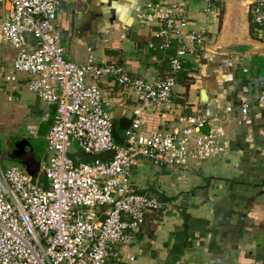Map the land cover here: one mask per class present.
I'll return each instance as SVG.
<instances>
[{
    "label": "crops",
    "instance_id": "0c3cea01",
    "mask_svg": "<svg viewBox=\"0 0 264 264\" xmlns=\"http://www.w3.org/2000/svg\"><path fill=\"white\" fill-rule=\"evenodd\" d=\"M166 1L180 6L188 30L206 33L207 44L200 56L183 62L167 116L161 119L155 109L150 117L156 129L167 131L181 115L193 111L211 117L231 107L225 124L228 148L219 158L192 164L187 173L137 159L132 184L157 196L162 209L146 215L144 225L129 232L128 243L116 248L107 264H264V30L253 23L251 13L258 0H216L214 15L206 13L205 0H60L58 23L66 59L76 65L90 59L99 66L124 65L134 78L164 79L177 45L150 49V44H160L155 38L159 28L141 23L139 16L148 2ZM4 13L0 10V21ZM25 38L26 49L35 51L33 35ZM17 53L0 43V127L19 142L42 139L47 144L56 107L29 92L25 76L13 84L3 81ZM88 83L102 90L114 140L123 146L138 103L111 78L89 77ZM244 105L249 106L247 115L241 111ZM75 150L72 155H83ZM50 158L47 146L41 167ZM23 164L8 168L27 174ZM0 167L8 169L1 160ZM38 176L42 178L41 168Z\"/></svg>",
    "mask_w": 264,
    "mask_h": 264
},
{
    "label": "built area",
    "instance_id": "2783aa9c",
    "mask_svg": "<svg viewBox=\"0 0 264 264\" xmlns=\"http://www.w3.org/2000/svg\"><path fill=\"white\" fill-rule=\"evenodd\" d=\"M205 1L206 13L216 14V0ZM59 3L0 0L5 12L0 43L18 50L3 81L13 84L25 76L29 92L56 107L47 137L51 158L41 167L42 181L33 182L17 167H0V264H107L115 249L128 243L129 232L139 230L146 215L162 209L157 196L133 186L137 159L187 173L192 164L219 158L228 148L225 124L233 114L231 107L211 117L193 111L181 115L167 131L156 129L150 117L155 109L161 119L167 116L183 62L200 56L207 44L204 31L188 30L178 4L148 2L139 16L141 23L159 28L155 38L160 44H150V49L177 45L166 77L149 81L134 78L124 65L99 66L93 59L85 65L69 62L58 23ZM251 13L253 23L264 30V0L254 3ZM27 33L37 42L35 51L26 49ZM89 77L111 78L138 103L123 146L114 140L103 92L88 83ZM241 111L247 115L249 106ZM74 144L85 156L109 157L81 162L71 156Z\"/></svg>",
    "mask_w": 264,
    "mask_h": 264
},
{
    "label": "rangeland",
    "instance_id": "374dc122",
    "mask_svg": "<svg viewBox=\"0 0 264 264\" xmlns=\"http://www.w3.org/2000/svg\"><path fill=\"white\" fill-rule=\"evenodd\" d=\"M33 114V113H32ZM29 115L26 117V121H28L29 119ZM5 128L0 127V160H1V164L3 166L4 169L13 166V165H17L19 166L20 164L24 163V158L20 157L24 154V148L22 147V141H17L15 139V137H13L12 135H7V132H4ZM43 143V141H42ZM74 149H77V146L74 145L72 150L74 151ZM75 150V151H76ZM15 156V158H14ZM72 157L78 159L81 162H91L93 161V159H91L90 157H86L81 155L80 153L77 155H71ZM21 166V165H20ZM30 178L32 179L33 182H40L42 180L41 177L37 176L36 178H33L30 176Z\"/></svg>",
    "mask_w": 264,
    "mask_h": 264
},
{
    "label": "water",
    "instance_id": "95a60500",
    "mask_svg": "<svg viewBox=\"0 0 264 264\" xmlns=\"http://www.w3.org/2000/svg\"><path fill=\"white\" fill-rule=\"evenodd\" d=\"M231 47L236 48L237 46L232 45ZM243 47L249 48L250 50L254 49V46L251 44H245ZM238 48L240 47H237L236 49ZM22 145V147L30 148L29 151L24 152L25 162L22 166L25 167L27 174L33 178H36L40 172L41 162L46 153L47 144L44 142V140L40 139L36 141H23Z\"/></svg>",
    "mask_w": 264,
    "mask_h": 264
},
{
    "label": "flooded vegetation",
    "instance_id": "af4514ba",
    "mask_svg": "<svg viewBox=\"0 0 264 264\" xmlns=\"http://www.w3.org/2000/svg\"><path fill=\"white\" fill-rule=\"evenodd\" d=\"M21 157V156H20ZM14 158H15V156H14Z\"/></svg>",
    "mask_w": 264,
    "mask_h": 264
},
{
    "label": "trees",
    "instance_id": "16d2710c",
    "mask_svg": "<svg viewBox=\"0 0 264 264\" xmlns=\"http://www.w3.org/2000/svg\"><path fill=\"white\" fill-rule=\"evenodd\" d=\"M94 161V160H93ZM161 211V210H160Z\"/></svg>",
    "mask_w": 264,
    "mask_h": 264
}]
</instances>
